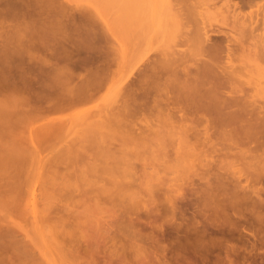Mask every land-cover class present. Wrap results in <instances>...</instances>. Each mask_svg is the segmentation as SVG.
<instances>
[{
  "label": "rangeland",
  "instance_id": "1",
  "mask_svg": "<svg viewBox=\"0 0 264 264\" xmlns=\"http://www.w3.org/2000/svg\"><path fill=\"white\" fill-rule=\"evenodd\" d=\"M64 1L66 3L65 8H63L62 10L59 9V11L55 10L56 12L53 11L54 12L52 14L53 22L48 28V34H47L46 39H49L50 43H57V44L58 42L63 43L64 41L63 45H66L65 40H68V42L71 41V43H68V44L71 45V44H74L75 42L76 44L74 45H77V43H79L82 40V38L84 39L86 38L88 42L85 39V42H87L85 46H84V42H82L83 44H80L81 43L80 42L78 45L79 46L82 45L83 47H88V46L90 47L89 44L90 43L93 44V49L95 50V53L97 55H98V52L102 48L103 51L105 50L106 54H104L103 51L102 53L100 51V55L102 54L101 56L107 55L108 54L107 52L110 50L109 53L113 55L111 56L110 59L113 60L115 58V64L112 62L113 71L110 76L111 80L108 83L107 87L103 88L96 95V97H94V99L89 101L88 103H85V104L82 103L79 105L77 104V106L74 105V107L72 106L70 108V106L67 107L65 104L62 105L63 103L60 106H57V105L61 103L60 99H62L63 95H66L67 91L65 92L64 89L65 90L68 89V92L70 91V93L71 91L73 92L76 91L77 88L76 89L74 88V90L72 88H71L72 90H70L69 87L67 88V86L76 87L74 84L75 82H77L75 80L76 75L73 78L74 80L67 79L68 82L64 81L66 84L63 82V79H62L63 77H66V76H63V77H61L62 75L59 76L61 77V79L58 78L59 80H57V82L61 81L60 83H62V84H59L61 85L59 86L60 89L57 87L58 86L57 85L56 88H54V91L52 90V92L47 91L46 89L36 88L34 86L29 87L30 84H29L28 78H31L33 76L30 77L31 75L30 73L29 75L27 74L28 78L24 76V73H23V71H25L24 67L27 66L25 65V63L28 64L29 61H26V60H29L30 58V57H27L28 59H26L25 57L28 54L36 56V57L37 56L41 57L45 55V52L43 50L39 51V49L37 48L36 50H33L28 47L23 48L25 47L23 46L20 48L21 49L20 51H17V53L10 55V56H13L14 59L6 56L9 59L7 60L6 58L7 61H5V59L2 58V56H0V59H2L0 60V264H217V263L218 264H229V263L230 264H264V229H263L264 225H262L264 224V221L262 223L261 222L262 220L261 221L256 220V217L258 215H261L259 214L261 213V210L259 213H258L259 211L258 209H256L257 211L255 210V213H258V215L254 214L253 213L254 210H252L253 211L252 213L256 215V217L253 215L255 218L253 216L252 218L248 216V215H252L250 210L252 207L251 205H254V204L252 202L250 203L247 202L250 199H247V201H245L246 199H244L243 202L240 201V199H236V201H234V199L231 198L232 196L230 195L231 194L230 191L232 192V186H230L231 185L230 183H226L227 182L226 180H225L226 184L223 182V179L225 178L221 179V181L224 184L221 181L220 182L223 185H227V186L228 184H230L229 186L231 188L229 189L231 190H228L229 191L228 192L227 191L228 187L224 186L225 188H227L226 189L227 192H224L223 189L225 188L221 184H220L221 186L219 185V187H223V188L222 189L220 188L221 189L220 192H219V188L217 190V185H218L217 183H220L217 180L219 179L217 178V175L220 172H222L223 174L225 172L227 173L229 170V167H230L229 172L231 173L234 169L235 171L237 169L240 170L239 168H241V166H244V165L245 166L241 169H243V171L245 172L247 168L246 169L244 168L247 166L246 164L243 163V161L241 162L239 160V162L241 163L239 162L236 163L233 161L231 162L232 165L234 164H236L235 166H237L238 164L240 165V167L238 166L236 167L237 168L236 169L234 168L235 166L230 165V161L232 159L234 160L235 157L230 156L228 158L227 154H226L227 157L226 156L224 157V155L220 154L219 152L218 154L222 155L224 158L223 159L222 156L220 155L218 156L215 154H213L215 156L210 155L213 152L207 148L208 151H210V154H209L207 149L204 148V153L206 151L209 157L210 156L212 157V158L210 157L211 160L212 159L214 160V158H216V160L214 161L212 160V163H211V160H208L210 158H207L208 155L203 157V155H206V154H201L203 153L202 151L203 149L202 150L199 149L200 145L198 143H196L195 148H193L194 146L192 147V149H195L196 151L197 150L196 147L198 145L197 147L198 150L196 152H190V150L192 151V149L189 150V147L184 145L185 142L184 143L181 142L184 140H181V138L180 139L177 138V136H180V134H177V123H175V120L177 119V113L174 114L176 115L175 116L176 118H174L173 117L174 115H173L171 119L169 118V115H165L161 117L160 114L158 116L154 114L149 115L150 113H147V112L145 115L138 114L132 117V119L135 120L136 122V127H138L141 124L144 126L145 125L147 126L148 124L145 123V121H148V123L152 125V127H147V129H149L148 131H150L151 129V132L146 131L145 133H148L147 135L143 133L144 135H146L145 138L147 139V140L145 139L146 141L145 140L143 141L145 142L143 143L144 145L141 144L142 142L141 140H140L141 142L138 140L140 139L138 137H142L143 135H140V136L136 135V133H132V131L131 133L135 135L133 138L137 137L138 139L137 138L136 139L138 142H136L135 139L134 141L133 139L130 140L132 141L130 142L128 140L129 137L126 136V138H128L127 142L133 143V144H129L126 142L128 144V145L126 144V146H124L123 144V142L125 143V140H126L123 137H125V134L126 135L129 134V131L128 133H125L123 131L125 134L120 133L122 131L120 132L117 131L118 132L117 133L113 131L112 129H110L109 127L107 128L106 126L104 127L102 126V128L100 126V129L95 126L96 128L94 127L93 132L97 130L96 131L97 133L94 132L93 135L91 134L92 133L91 128L93 126L91 127L89 126L91 124V122L89 121L91 120L93 122H96L97 119H100V117L104 116L102 115L105 112L104 110H107V108L109 107L110 109L114 108L117 104H119L120 99H118V97L120 98L122 87H124L130 80H132V78H134L137 75L136 74V72H138L137 69L141 66L142 63L145 64V62L151 61L152 59L159 57V56L164 57L165 54H166L165 56H167L168 53H170L171 57L177 56V49L180 50V49L186 48V45L184 44H177V39H178L176 38L177 33H180L179 31L181 30V29L177 30L179 29V26H180V23L177 21L178 20L177 17H179L177 16V10H176L178 9L177 7H179L177 6V0H170V1L168 0H152V1L149 0L148 1L147 0L146 4L143 1L142 3H144L145 6L148 5L146 9L147 11L150 10V12L148 11L149 14L147 15V13L145 14L141 13L139 14L138 17H136L137 15L135 16V14L138 13L137 12L138 10L137 11L132 10L133 14L131 13L132 16H130L129 21L127 20L128 24L126 22V19L124 18L121 21L119 20L120 12L116 11L117 7L112 8L110 5H108L109 2H105V0H103L105 4L103 3L102 0H64ZM148 2H151L152 4ZM136 4H137V1L134 0V2L132 3L133 7ZM149 4H151L152 6ZM173 5L174 6L176 5L177 7L175 6L176 8L173 9L174 8ZM136 6L139 7V9H142V7L140 8V6L138 5ZM142 10L144 11V9ZM147 11L145 10V12ZM142 15L144 16L146 15L147 17H142ZM140 16L142 17V19H139ZM221 20H223V17L221 15L213 13V14H209L208 16H206V19L204 22L209 27L213 28V27L218 26L221 23ZM130 21H131V24H130ZM138 21L142 24H140ZM202 22L203 21L200 19V17L197 14L194 16H191V19L188 24L189 31L190 30L192 31L193 29H195L197 25L199 24L201 25ZM144 24L148 29V31L147 29H145L146 33L144 32V30L141 31L143 29L142 26H144ZM139 25H141L142 29L139 27ZM145 26L144 28H146ZM127 27L128 29L129 28L130 29L128 30ZM138 27L141 29V30L140 29L138 30L143 32L144 33L143 35H145V36L142 35L143 38L145 37L147 40L145 39L144 41V39L141 38L143 41L139 39L138 42L141 41V43L137 44L135 42L138 39L137 37L139 36L137 35L138 32L135 33V31H137ZM82 32L85 34L87 33L86 37H85V34H83ZM148 32L150 34H148ZM80 33H82V35H80ZM68 34H70L72 37H68L70 36ZM131 38L133 39L131 40ZM171 41H172V44H171ZM142 42L143 43L146 42V43L142 44ZM94 45L101 47L100 50L98 47H97L98 49L94 48ZM68 47L70 46L68 45ZM61 50L64 52L67 51V50H64V47L61 48ZM24 51L27 54L24 53ZM22 52L24 53L23 58L26 59L24 60L25 62L22 61V57L19 58L20 55H23ZM46 55H49V54H46ZM10 59L13 62V64L11 61H9ZM8 62H10V64L13 65V68L17 66L16 69L15 68L13 69L11 67L13 69L11 70L13 71V73L9 70L12 76L14 74V77L12 76L10 77V73L8 74L9 72L8 69H10L9 66H11ZM15 62L20 63L18 64L19 66ZM248 62H251L249 63L250 65L249 64L246 65L245 67L246 69L244 68L243 71L245 74L246 72L245 70H247L246 76L248 80L250 79L249 83L252 84V81L253 80L256 81V79L258 78L260 79V80L259 79L257 80L258 83L259 81L260 82L262 81V85L260 87H259V84L261 83L259 84L257 82L253 83L255 86L253 84L251 85L248 83L249 84L248 86H250L248 87L249 90L253 89L251 87L255 88L254 91L252 90L254 93L256 89L258 90V88L262 87L261 90L264 89L263 88L264 78H263V75L261 74H259L261 76L258 77L257 76L258 74L256 75V73L260 72L258 67L251 65L252 61H248ZM259 63L264 64V61L262 63V60H261V62ZM20 66H22L23 68L21 69ZM250 66L254 67V70H251L252 73L250 72V69H253V68H250ZM18 68L21 70V72ZM16 70L17 72H19V74L20 73L22 74L19 75L16 72ZM82 71L81 70L78 71L79 73L81 72L80 75L83 73ZM253 71L254 72L256 71V72L254 73ZM83 74L81 76H83ZM10 78L12 80L13 79L15 80L12 81ZM26 78L28 79V82L26 81ZM23 79L25 80L24 81L25 83L29 84V86L27 85H26L27 87L21 86ZM71 80H73L74 82L72 81V83L69 84ZM15 81H18V82L20 81L21 83H17ZM12 82H15V83H12ZM18 84L20 86H18ZM11 85H14V87L16 86L17 87L13 88V86ZM23 85L25 86V84ZM68 92H67V95L69 94ZM58 100L60 101V103H58L59 102ZM9 101L10 102L14 101V105L11 104L13 102L9 104ZM55 103L57 105H55ZM86 115H88V118H86ZM163 117L165 118L162 121L161 119ZM84 118L88 119L89 125L87 122H85L87 120H85ZM81 119H84L85 120L84 123L86 124L83 123L81 124L82 126L79 125L78 123ZM102 119L104 118H101L100 121ZM80 122H83V120H81ZM93 122L92 124L94 125ZM84 125H88L90 127V130L88 126H84ZM83 127L85 128V130ZM63 129H66V130H63ZM88 130L91 132L89 133ZM85 131L86 133H84ZM99 131L101 135H103L102 137H100L101 135L99 136ZM123 134L124 136L122 137V139H124V141L122 142L121 136ZM86 136L87 138L91 136H94V137L89 138L88 140L89 142L84 141L86 142L85 143L86 147L84 144H83L84 147L82 145L78 146L79 143L81 144L84 138L85 140L87 139ZM98 137L101 138V140L105 139L104 141L105 143L100 140L104 144L107 143L108 145V143L111 142V145H112L111 147L112 148L114 147V149L111 150L112 152H110V155H113V151L114 153L119 152L118 156L121 158L120 155L122 153L120 151L117 152L116 150L118 149L116 148H121L120 150L123 152V154L125 153L124 151L127 150L126 153L130 154L129 157H126V158H129L127 161L129 163H127L126 159L124 160L123 158H121L120 162H117L119 161V160H116L117 158H119L117 157V154H115L116 157L114 155L112 156L113 158H111V156L109 157L108 153L110 150L107 149V145L103 146L104 150L108 151V153L106 154V152L101 148V145H104V144L100 142L98 146V144L96 143V142H99L95 140ZM90 139L91 140L94 139L96 142H93ZM90 142L91 144H93L92 145L93 149H91L92 147L90 148L91 146ZM193 142H194V139H193ZM95 143L97 144V148H96ZM80 147L83 148L82 150H85L86 152L82 151ZM185 147H188V148H185ZM99 148L102 149V152H105L104 155L106 154L107 155V156L105 155L106 157L102 153L97 154L99 152ZM108 148H110V144ZM122 148L124 149V151ZM72 149H74L76 153ZM97 149H98V152L96 153ZM78 150L80 151V153ZM236 150L237 148L235 149V151ZM187 151L190 153H188ZM213 151H215L214 148H213ZM183 152H186V153H183ZM187 153H188V156L185 155ZM195 153H196V156L194 157ZM81 155H84V156L82 157ZM93 156L95 157L93 158ZM130 156L131 157L133 156L134 158L130 159ZM181 156L183 157L182 159H181ZM97 157H102V158L99 159ZM104 157L105 158L109 157V158H107L106 160ZM188 157L193 158L194 162H192L193 161L192 159H190L191 160L190 161ZM204 158H206L211 163L210 165L213 166L212 169L210 167L211 171L209 170V167H207L208 166L206 162L207 160ZM108 159L110 161H108ZM112 159L116 161L114 162ZM122 159L126 162L127 166L131 165L134 167L135 165V167L137 168L136 170H134L135 167L133 168L130 166L132 169L130 167L128 168L135 171L137 175L142 173L143 176L146 175L145 177L147 178L146 179L143 177L145 179L144 181L145 183L142 182L143 184L138 185L137 183L135 184L134 182L135 185L133 186H135V188H138V189L133 188L134 193L132 194V196H134L135 194L133 199L131 198L132 196H130L131 193H127L129 192L128 191L129 189L131 192H133L132 191L133 186L131 187L130 185L128 186L127 184L128 181H127L125 182L126 185L123 184L125 186L122 185L123 188L121 187L122 181L124 183L126 179H124L123 177L119 175L122 174L125 170H123V172L122 170H120L122 173L114 170L116 167L115 164L120 165L119 163H122ZM226 159H231V160L226 161ZM92 160H94L95 162ZM129 160L130 161L132 160L133 162L131 161L130 163ZM188 160L190 161L189 163L186 162ZM217 160L221 161L222 163H218L219 161ZM83 161H88V163L86 162L87 165ZM97 161L99 162L102 161L101 164H107L105 163L106 161L108 163L110 162L111 164H113V167L115 166L114 169L113 167L111 169L110 167L111 165L109 166L108 164L111 171L109 168H106L108 166L102 165V167L103 166L105 167L104 169L106 170V173L109 170V174H110V172L114 170L113 173H111L110 175H108L107 173V176H105L106 173L103 172L105 170H103L102 168L103 171L101 172H103V174L105 173L104 177L101 175V173H100V177H97L99 175L96 173L98 171L97 169L101 167L99 166L98 168L95 169V167L98 166ZM204 162L205 164H202ZM90 163L91 164L96 163L97 166L93 165L94 168L92 166L91 169H88V166H90ZM187 163L188 164L192 163V165L190 164L191 166H189ZM122 164L119 166L120 167L119 169H121L122 167H125V163H124V166ZM224 164H225V167L221 168V165L223 166ZM227 164L228 166H226ZM215 165L217 166V168L215 167ZM231 166L233 167V169ZM75 167L76 168L79 167V170L78 168L76 169ZM206 167L208 168L209 173H212L211 175L208 174ZM128 168L127 170L130 171V169ZM225 168L228 170H224ZM47 169H49L50 171ZM92 169H95V170L92 171ZM138 170L140 171V173L136 172ZM216 171L217 172L219 171V173L217 174ZM46 172L48 174L49 172H51V175L49 174L50 177L48 176ZM114 172L115 174L120 173L118 174L120 179L117 178L116 179L117 182L114 181L116 183H113L111 186L114 188L115 185L118 186V183L121 182L120 185L117 187V191L120 190V187H121V189L123 190H120L119 192L124 191V193H127L126 198L122 197L123 195H126V194H124L123 192L121 193L114 192L115 188L113 189L112 187H111L113 189L112 192H114V194H111L113 197L109 196L110 195L109 192L111 189V188L109 189L110 187L109 183H112L113 181H112V177L108 178V176L109 177L113 176ZM214 172L215 174H213ZM73 173L75 176L73 175ZM86 174L88 175V177ZM92 174L95 176H93ZM125 174H128V172ZM68 175H69L68 177L69 179L67 178ZM46 176H48V178H46ZM53 176H55V179ZM126 176L128 177V175ZM72 177L74 178L72 179ZM89 177H91L93 181V182L91 181L92 185L91 183L87 184L88 179H90ZM49 178L50 179L52 178L53 181L55 180L54 181V183H56L55 186L52 185L54 183H52L53 182L52 179L50 180ZM96 178H99V179H96ZM121 178H123V180H121ZM75 179L76 180L78 179L79 182L76 181ZM107 179H110V180H107ZM130 179L131 178L129 177L128 180ZM45 180H47V182L51 181L50 182L51 184L47 183L48 185L50 184L49 185L50 187L46 185ZM66 180L68 181L66 182ZM208 180H210V183H213L214 181L216 183L210 184ZM75 181L77 182V184H75L76 183ZM263 182L264 181L256 182V184L254 183L252 184V185H255L254 187L259 190L256 189L253 194L251 192V196L253 195V197L250 196L249 198H255V197L264 198ZM171 183H176V185L179 184L177 186L181 185L180 187L181 188L183 187L182 190L180 188V191L182 192L181 193L182 196L181 194H179L180 191L177 193V186L175 187L173 186L175 184H171ZM204 183H207V184H204ZM99 184L101 185V187L99 186ZM57 185H58V188H57ZM62 185H64V187ZM103 185L104 187L106 186L108 187L109 189L108 192L105 191V189L103 188ZM78 186L80 187V189L82 188L81 189L82 191L79 189ZM139 186H141L140 190H139ZM214 186L216 187L215 189L213 188ZM128 187L129 189L127 190ZM173 187H174V190L172 189ZM42 188L45 189L46 192ZM102 188L104 189L105 194L106 193L109 194L108 196L107 194L105 195L104 193H102V190H101ZM211 188L213 189L211 190ZM251 188H248L250 190L247 189V191L249 192L252 191L253 187ZM88 189H89V192H88ZM108 189L106 188V190ZM207 189L209 190L207 191ZM135 191L136 192L138 191V192L136 193ZM168 191H169V194H168ZM201 191L203 192V194H201ZM256 191L262 192L261 193L262 195L259 196V194L257 193L258 196H256L257 195ZM48 192L50 194H47ZM164 192H166L167 194H165ZM173 192L174 193L176 192L175 193L176 196L174 197H173L174 195ZM249 192L248 194H250ZM87 193L91 196L90 197L89 195L87 196ZM116 193L120 195V196H117L118 198H115V196L117 195ZM227 193H230L229 196L226 195ZM137 194L138 196H136ZM139 194L141 195V197H139L140 196ZM166 195L167 196L169 195L168 196L169 198L166 197ZM214 195L217 197H214ZM227 196H228L227 200L230 198L229 202L225 200ZM110 197H112L114 200L111 199ZM128 197L130 198V200ZM202 197L205 198V200ZM122 198H124L123 200L125 202L122 200ZM141 198H142V201L140 200ZM172 198L173 199L175 198L174 200L175 202L174 201L172 202L173 200ZM218 198H220L221 200L220 202H218L219 201ZM85 199L86 201H84ZM134 199H136V202H135L136 204L133 203ZM206 199L209 201H207ZM222 199H224L225 201L224 200L222 201ZM138 200L140 201L141 205L139 204ZM177 200H180V201H177ZM83 201L88 202V205L86 203H83ZM91 201H93L92 205L90 204ZM213 201H214V204H213ZM142 202L143 204L144 202H146L149 205L145 203L146 205L145 206L142 204ZM236 202L237 203L239 202L238 205ZM102 203L104 206H102ZM202 203L203 205H206V203L210 205L209 207L208 205L203 206L201 205ZM233 203L234 205H232ZM245 203L247 205H245ZM216 205L218 206V208L216 207ZM89 206H91L92 208L91 207L89 208ZM221 206L223 209L220 208ZM177 207L181 208V210L177 209ZM206 207L208 209H206ZM215 207L217 208L216 209L217 211L215 210ZM227 207L229 208V210H227L228 209ZM182 209L184 210L182 211ZM195 210L197 213L194 212ZM219 210L221 213L219 212ZM186 211H187V214H186ZM218 212L219 214H217ZM207 213H208V216H207ZM262 213L264 212L262 211ZM245 215H247L251 219L249 218V220H247L246 219L247 216ZM190 216L192 219H189ZM210 217L215 219L217 222L221 218L220 221H222V223H225V224L228 221L227 219L234 218V223L238 222L240 224L239 225L240 227L235 224L234 226H237V227H234V226L233 227L236 229V231L234 228L232 229V226L230 224L233 225V222H232L233 220L232 221L230 220V222L232 223H229V224L227 223V224L230 225L229 227L231 229L228 227L227 224L226 225L224 224L225 228L223 227L222 224H219L220 226L222 225V230H220L218 228L219 225L218 227L217 226H214L215 228L213 227L214 221L211 222L212 219ZM239 218L240 220H238ZM252 219L254 221L253 223L251 222ZM202 221H205V222H202ZM257 221L259 223H256ZM177 222H179L180 224H177ZM201 222L204 223L203 226ZM210 222L212 223V225L209 224ZM217 222H215L214 225L218 224ZM182 223H184V225ZM196 224L197 225L200 224V227L197 226ZM249 224L253 225L252 226L253 229H251L252 227ZM256 224L261 225L262 229H261V226H258ZM242 225L244 227H242ZM198 229L200 230V233H201L200 234L198 232L199 235L198 233H196ZM245 229L247 230L249 229L248 230L249 232L246 231ZM258 229L260 230L258 231ZM251 230L253 233L256 234V236L255 234L251 232ZM253 230H256V231H253ZM215 233H217L218 235ZM217 236H220V238ZM230 242L232 244H230ZM234 244L236 245L238 244V245L234 246ZM258 246H262V247L259 248ZM228 248H231V249L228 250ZM245 248L248 250H246ZM228 257L230 258L228 259Z\"/></svg>",
  "mask_w": 264,
  "mask_h": 264
},
{
  "label": "bare ground",
  "instance_id": "2",
  "mask_svg": "<svg viewBox=\"0 0 264 264\" xmlns=\"http://www.w3.org/2000/svg\"><path fill=\"white\" fill-rule=\"evenodd\" d=\"M136 1H137L136 5L140 6V8L142 7V9H144V11L142 9H139V7H137L136 5L133 7L134 4L132 5V3L134 2V0H105V2H109L110 3V4L108 3V5H110L112 8H116V7L118 8V10L116 8V11L120 12L119 20L121 21L124 18V19H126L127 24H128L130 16H132V14H133V11H137L138 10L137 11L138 13L136 12L137 14H135V16L137 15L136 17H138L139 14H141V13L142 14L147 13V15H148L149 12H150V10H148L149 11L148 12L147 9H146V7H148V5L145 6L147 0H140L141 2L139 0H136ZM143 1L145 2V4L142 3ZM168 1H170V0H168ZM103 3H104V1H103ZM148 3H151V2H148ZM65 4L66 3H65L64 0H0V56H2V58L5 59V61H7L10 57L12 59H14L13 56H10V55L17 53V51H20L21 50L20 48L23 47V46H25L23 48L28 47V48L33 49V50H36V48L39 49V51L43 50L45 52V55L41 56L43 58H41L40 56L36 57V56L28 54L27 56L25 55L26 56L25 58L26 59H28L27 57H30V58H29V60H26L25 58H23L24 57V53H26L25 51H24V53L22 52L23 55H20V57L18 56L19 58L22 57V61H24V60L29 61L28 64L25 63V65H27L28 68H27V66L24 67V70H25V71H23L24 76H26L28 78V75L30 73L31 74L30 77L31 76L34 77V78L33 77L28 78L30 86H29V84L24 82L25 81L24 79L22 80V85L21 86H23V87H27V86L32 87V86H34L36 88L46 89L47 91H51L52 92V90L54 91V88H56L57 85H58L57 86L58 88H59V86H61V85H59V84H62V83H60L61 81L57 82V80L61 79V77H63V76L68 77V78H66V77L62 78L63 82H64V81H67V79H73L74 76L76 75L75 76L76 77L75 80L78 82V83L77 82L74 83L76 87L67 86V88L69 87L70 90H72V89L74 90V88L75 89L77 88L76 91H74V92L71 91V93H70V91L68 92V89L67 90L64 89V91L65 92L67 91L69 94L67 95V92H66V95H63L64 98L62 97V99H60L61 103L58 100L59 101L58 103H60V104L57 105L55 103V105H57V106H60L63 103L62 105L65 104L67 107L70 106V108H71L72 106L74 107V105L77 106V104L79 105V104H82V103L83 104L88 103L89 101L93 100L94 97H96V95L103 88L108 86V83L111 80L110 76H111V73L113 71L112 70L113 69V67H112L113 63L115 64V58L112 57L114 59L113 60L110 59L111 56H113L111 53H109L110 50L107 52L108 53L107 55L101 56L102 54L100 55V51L102 53L103 49L101 47H98V46L94 45V48L98 47L99 50L101 48V50L98 52V55H97L95 53V50L93 49V44H91L90 42H89L90 43L89 44L90 47L89 46L88 47H83L82 45L79 46L78 44L80 42H81L80 44H83L82 42H84V46H85V44L88 42L86 38L85 39H86L87 42H85V39L82 38V40L80 42L77 41V42H79V43H77V45H74V44H76L75 42H74V44H71V45L68 44V43H71V41L68 42V40H65L66 41L65 42L66 45H63L64 41H63V43L62 42L61 43L58 42V44H57V43H50V40L46 39L47 34H48V28L51 25V23L53 22L52 21L53 20L52 19V17H53L52 14L54 12H56L57 10L59 11V9L62 10L63 8H65L66 7ZM151 4H149V5H151ZM175 6H174V8L173 7L172 8L175 9L177 6H179V7H177L178 9H176L177 10V16H179V17H177V19H178L177 21L180 23L179 29H177V30L181 29L179 31L180 33H177V37H176V38H178L177 39V44H184V45H186V48L180 49V50L177 49V56H172L171 57L170 53H168L169 56L168 55L165 56L166 55L165 54L164 57L159 56V57H156V58L152 59L151 61L145 62V64L142 63L141 66H140L142 68L139 67L137 69L138 70V72H136L137 75L134 78H132V80H130L124 87H122V92L120 93V98L118 97V99H120L119 100V104H117L114 108H111V109H110L109 106H107L109 108L106 107L107 110H104L105 112L102 114V115H104L106 117H104V116L100 117V119L101 118H104V119H102L100 121V119L96 118L97 119L96 122H93V121L90 120L89 122H91V124L93 122L94 125L93 124L89 125L88 119H86V118H88V115H86V118H84V119L87 120V121H85L84 119H81V120H83V122H80L81 121L80 120L78 124L81 125L85 121V122L88 123V125L90 127L93 126L92 127L93 129L91 128V131H92L91 134L92 135L94 134V132L97 133L96 129H95L96 131L93 132L95 126L98 127L99 129H100V126H101V128H102V126L103 127L106 126L107 128L109 127L110 129H112L115 132L122 131L120 133H124V132L128 133V131H129V134H127V135L124 133L125 137H123L124 134L121 136L122 142L124 141V139H126L125 143L123 142L124 146H126V144L129 143V142H127L128 138H126V136L129 137V139H128L129 141L132 140V139L134 141V139H135V141L138 142L137 139L140 138L138 140L139 141L141 140L142 141V142L140 141L141 144L144 145L143 143H145V142H143V141L146 139L145 136L148 134V133H145V132L149 130V129H147V127H152V125H150L148 123V121H145V123L148 124L147 126L146 125L144 126V125L141 124L138 127H136V122H135V120L132 119V117H134L135 115H138V114L145 115L146 112H147V113H150L149 115L154 114V115L158 116L160 114L161 117L165 116V115H169V118L171 119V117L175 113H177V119H176L177 122L175 120V123H177V134H180V136H177V138H179V139L181 138V140H184V141H181V140L180 141L182 143L185 142L184 145L188 146L189 150L192 149L193 146H194L193 148H195L196 143H198L200 145L199 149H201V150L203 149L202 150L203 153H201V154H206V155H203V157L208 155L206 151L204 153V148H206V149L208 148L210 151L213 152V153L211 152L212 154H210V151H208V149H207V151L209 152L210 155L215 154V155L218 156V155L222 154L225 157L226 154H227L228 158L230 156L235 157V159H234L235 161L233 159L232 160L231 159H226V161L227 160H231L230 161V165H232L231 164L232 161L237 163V162H239V160L241 162L243 161V163L246 164L247 167H245L244 169L247 168V170L245 172L243 171V169H241L245 165L241 166V168H239L240 170H238L236 168L238 166L240 167L239 164L237 166H235L236 164L232 165V166H235L234 168L237 169L236 171L234 169L233 170L234 172L231 170L232 174L229 172L230 167H229V170L226 169L228 167H226L224 169V170H228V172H229V173L225 172L226 174L225 173L223 174L222 172L219 173V171L218 172L216 171L217 174L219 173L218 174L219 176L217 175V178H219V179H217L218 182H220L222 178H225V179H223V182L225 183V180H226L227 181L226 183H230L231 184V185L228 184V186L227 185H223L224 183L221 181L223 184L221 182L217 183L218 184L217 185V190L219 188V192H220V190L225 186V187H228V189L224 187L225 189H223V190H224V192H227L228 190H231L229 188H231L230 186H232V192L230 191L231 194L227 193L226 195L229 196V194H230L232 196V197L231 196L230 197L233 198L234 201H236V199H240V201L243 202L244 199H246L245 201H247V199H250L247 202H249V203L252 202L254 204V205H251L252 207L250 206L251 210L250 209L249 210L251 211V213L253 212L252 210H254L253 213L258 215V213L261 210V213H259V214H261L262 217H263L264 213H262V211L264 212V198H259V197L256 198L255 196H254L255 198H249V197L251 196V192L253 194L255 192V190L257 189V188L254 187L255 185H252V184L253 183L256 184V182L264 181V89L261 90L262 87L258 88V90L256 89L254 93H253V91L255 89L254 87H251V88H253L252 89L253 91L249 90L248 87H250V86H248V85L251 84V83H249L250 79L248 80V78L246 76L247 70H245L246 71L245 74H244L243 70L246 67V65L251 63V62H248V61H252L251 65H254V66L258 67V69L260 71L259 73H256V75L258 74L257 75L258 77L263 75V78H264V64L259 63V62H261V60H262V63L264 61V0H177V6L176 7ZM145 10L147 12H145ZM213 13L221 15L223 17V20H221V23L218 26L211 28L204 21L206 19V16H208L209 14H213ZM196 14L200 17V19L203 22H202L201 25L200 24L197 25L196 28L193 29L192 31L191 30L189 31L188 24H189V21L191 19V16H194ZM140 17H139V19H142V17H147V16L146 15L145 16L142 15V17L141 18ZM136 19H138V18H136ZM130 24H131V21H130ZM140 24H142V23H140ZM145 24H144V26H145ZM123 26H125V25H123ZM130 26H128V27H130ZM144 26H142V28H143L142 29L141 25H139V27L142 30L138 27L137 31H135V33L136 32H138V33L140 32L139 34L137 33V35L139 37L136 36L138 38L137 40L135 38L136 42L134 41L137 44L141 43V41H143L141 38H143V36H145V35H143L144 33L141 32L143 30H144V32L146 31L145 29H147V27L145 26L146 28H144ZM128 27H127V29H128ZM138 29H140L141 31L138 30ZM128 30H126V31H128ZM147 31H148V29H147ZM82 33H80V35H82ZM83 34H85V33H83ZM86 34H85V37H86ZM148 34H150V33L148 32ZM68 35H70V34H68ZM68 37H72V36L70 35ZM80 37H82V36H80ZM132 39L133 38H131V40ZM139 39L141 40L140 42H138ZM143 39L145 41L146 38L144 37ZM144 43H146V42H144ZM144 43L142 42V44H144ZM56 44H57V46H56ZM171 44H172V41H171ZM68 45L70 47H68ZM62 46L64 47V50H67V51H65V52L62 51L61 50V48H63ZM178 46H180V45H178ZM68 48L69 49L71 48V49L69 50ZM62 52H64V53H62ZM103 53L106 54L105 50L103 51ZM46 54H49V55H46ZM109 54H111V55H109ZM6 56H8L9 58H7ZM6 58H7V60H6ZM0 60H2V59H0ZM9 61H11V59ZM16 62H18V61H16ZM8 63L10 64V62H8ZM12 64H13V62H12ZM16 64L18 65L20 63H16ZM11 67L13 68V65L9 66L10 69H8V71L9 70L10 71L13 70L14 68L16 69L17 66L14 67L13 69ZM20 67H21V69L23 68L22 66H20ZM256 67H255V69H256ZM250 68H253V69H250V72H251V70H254V67L250 66ZM82 69H83V71H82ZM17 70H16V72H17ZM80 70L83 73L85 71L84 74L82 73L83 76H81L82 74L80 75L81 72L80 73L78 72ZM10 71L8 72V74L10 73V77H11L12 76L11 72L13 73V71H11V72ZM20 72H21V70H20ZM17 73L19 74V72H17ZM20 74H22V73H20ZM259 74H261V75H259ZM59 76H61V77H59ZM12 77H14V74H13ZM81 77H82V79H81ZM20 78H21V76H20ZM27 78H26V81L28 82ZM77 78L79 79V81H78ZM258 79H256V81L251 79V80H253L252 84L257 82ZM13 80H15V79H13ZM73 80H71V82L69 84H71ZM15 82L21 83L20 81L19 82L15 81ZM15 82H12V83H15ZM17 83H16V85H17ZM259 83H261V84H259ZM259 83L258 84H259V87H260L262 85V81L261 82L259 81ZM23 84H25V86ZM246 85H247V87H246ZM11 86H13V88L17 87V86L14 87V85H11ZM18 86H20V85L18 84ZM263 88H264V86H263ZM119 91H121V90H119ZM258 91H260V92H258ZM257 92H258V94H257ZM11 102H13V103H11ZM11 102L9 101V104L11 103L12 105H14V101H11ZM16 104H18V103H16ZM66 106H64V107H66ZM12 107H14V106H12ZM54 107H56V106H54ZM175 116L176 115H174L173 117L176 118ZM164 118L165 117H163L161 120L163 121ZM90 119H92V118H90ZM93 120H94V118H93ZM167 120H169V119H167ZM97 121H99V122H97ZM84 124H86V123H84ZM88 125H84V126H88ZM97 125H99V126H97ZM90 127H89V130H90ZM63 130H66V129H63ZM84 130H85V128H84ZM91 131H89V133ZM131 131H132V133H136V135H139V136L143 135V136L142 137H138V138L136 137L137 139L133 138L135 135H133L131 133ZM148 132H151V129ZM84 133H86V131ZM143 133L146 134V135H144ZM87 134H88V132H87ZM100 135H101V133L99 131V136ZM128 135H130V136H128ZM102 136L103 135H101L100 137H102ZM84 137H85V135H84ZM92 137H94V136H91L89 138H92ZM122 137L124 139H122ZM83 138H81V139H83ZM86 138H87V136H86ZM89 138H87L86 140L84 138V140L81 142V144L79 143V145L78 144L77 145L78 146L82 145L83 147L85 145V147H86L85 143L89 140ZM97 139H95V140L99 141V142H96L94 139L93 140L90 139V140L93 141V142H96L98 144V146H99V143L101 141H103V142L105 141V139L101 140V138H99V137ZM193 139H194V142H193ZM84 141H86V142H84ZM103 142H101V143H103ZM130 142H132V141H130ZM90 144H91V142H90ZM97 144H96V148H97ZM109 144H110V148H108ZM129 144H133V143H129ZM87 145H89V144H87ZM92 145L93 144H91L90 148L92 147ZM106 145H107V143L104 144V145H101V148L104 150L103 146H106ZM184 145H183V147H184ZM111 146H112L111 142H109L108 145H107V149L110 150L109 153H108L107 150L106 151L104 150L106 152V154L108 153L109 157L111 156V158H113L112 157L113 155L116 157L115 154H117V157H119L118 156L119 155L118 151H120L123 154V152L120 150L121 148H116V149H118V150H116L118 153H116V152L114 153V151H113V155H110V152H112L111 150L114 149V147L112 148ZM188 147H185V148H188ZM197 147H198V145H197ZM197 147H196V149L198 150ZM213 148H214L215 151H213ZM236 148H237V150L235 151ZM82 149L83 148H81V150ZM91 149H93V147ZM102 149L99 148V152H98V149H97L96 153L98 152L97 154L102 153L104 155L105 152H102ZM124 149H125V147H124ZM124 149H123V151H124ZM72 150L74 151V149H72ZM70 151H71V149H70ZM82 151L86 152L85 150H82ZM196 151H195V149H192V151L190 150V152H196ZM216 151H217V153H216ZM124 152L126 153L127 150L124 151ZM190 152H188V153H190ZM219 152H220V154H218ZM79 153H80V151H79ZM125 153L123 155L121 154L120 156L124 160L126 159V162H127L129 158H126V157H129L130 154H127V153L125 154ZM183 153H186V152H183ZM188 153L185 154V155L188 156ZM197 154H199V153H197ZM191 155H193V154H191ZM215 155H213V156H215ZM222 155H220V156H222ZM81 156L83 157L84 155H81ZM186 156H185V158H186ZM195 156H196V153H195L194 157ZM69 157H68V159H69ZM94 157L95 156H93V158ZM109 157H107V158H109ZM210 157L208 155L207 158H210ZM97 158L100 159L102 157H97ZM107 158H105V159L107 160ZM119 158H117V159L115 158L116 160H119L117 162H120L121 158L120 159ZM131 158H134V157L130 156V159ZM182 158L183 157L181 156V159ZM211 158L208 159V160H211ZM222 158H223V156H222ZM123 159H122V163L124 161ZM188 159L189 160L190 159L193 160V158H189V157H188ZM201 159H202V157H201ZM204 159H206V158H204ZM116 160H113V161L115 162ZM189 160L186 161V162L189 163L191 161V160L190 161ZM208 160L206 161L207 164H208L207 167H209V170L211 171L213 166L210 165V164L212 163L213 159L211 160V163ZM214 160H216V158H214ZM220 160H221V158H220ZM79 161H77V162H79ZM88 161H89V159H88ZM88 161H83V162L87 165ZM92 161H94V160H92ZM108 161H110V160L108 159ZM131 161H130V163H131ZM217 161H219V160H217ZM97 162L96 163H97L98 166L96 165V163L95 164H91L92 162L90 163V166H88V169H91V167L93 165L97 166V167H95V169L98 168L99 166H101V167H99L97 169L98 171L101 169L99 171V173H98V171L96 172L97 174H99L98 176L96 175L97 177H100V173L104 177V174L106 173V170L104 169L105 167L104 166L102 167V165L108 166V164H109V166L111 165L110 166L111 169L113 167V164H111L110 162L108 163L107 161L105 162L107 164H101L102 161H100V162L97 161ZM126 162L124 161L126 168L121 166L122 168L119 169L120 168L119 166L122 163H119L120 165L115 164V166H116V167L114 166L115 169L113 167V169L116 170L117 172L119 171L120 173H122L123 170H125V171L122 174L116 173L117 176H116V174L114 172V174H113V176L115 175L114 178H113V176H110V177L108 176V178L112 177V181H113V182L111 181L112 183H109V186H110L109 189L112 187L111 185L113 183L117 182V180H116L117 178L120 179L119 176H121L124 179H126L124 181V183H123V181H122V183L120 182L121 180H123V178H121V180L119 181L121 183V187H122L123 184L126 185L125 182H127V181H128L127 184H128V186L130 185V187L135 185L136 183L138 185L139 184H143L142 182L145 181L144 178H146L145 177L146 175L143 176L142 173L137 175V173H135V171L131 170L132 169L131 167H133V166H131L130 164H128V165H130L131 167L127 166ZM192 162H194V160ZM241 162H239V163H241ZM99 163H100V165H99ZM124 163L122 164L123 166H124ZM127 163H129V162H127ZM214 163H216V162H214ZM218 163H222V162L219 161ZM190 164L192 165V163H190ZM190 164H188V165L191 166ZM202 164H205V162L202 163ZM216 165H218V164H216ZM216 165H215V167L217 168ZM109 166L106 167V168L110 169ZM226 166H228V164ZM128 167H130L131 169L128 168ZM134 167H135V165H134ZM210 167H211V169H210ZM224 167H225V164L223 166L221 165V168H224ZM77 168L79 170V167H77ZM93 168H94V166H93ZM102 168L105 171H103ZM123 168H125V169H123ZM127 168L130 169V171L127 170ZM68 169H69V167H68ZM76 169H74V170H76ZM95 169H92V171L95 170ZM111 169H110V171H111ZM136 169L137 168L135 167L134 170H136ZM232 169H233V167H232ZM47 170H49V169H47ZM120 170H122V172ZM206 170L208 171V168ZM101 171H103L105 173L103 174V172H101ZM113 171L110 172V174L113 173ZM127 172H128V174H125ZM131 172H132L133 175L131 174ZM136 172L140 173L139 170L136 171ZM84 173H86V172H84ZM107 173H108V175H110L109 174V170H108ZM107 173H106L105 176H107ZM49 174L51 175V172H49ZM49 174H48V176H49ZM118 174H120V175L118 176ZM208 174L211 175L212 173H209V171H208ZM213 174H215V172ZM73 175H74V173H73ZM126 175H128V177ZM48 176H46V178H48ZM93 176H95V175H93ZM93 176H92V178H93ZM53 177L55 179V176H53ZM68 177H69V175L67 176V178ZM87 177H88V175H87ZM129 177L131 178L130 180H128ZM73 178L74 177H72V179ZM89 178L91 179V177H89ZM81 179H82V177H81ZM81 179H80V181H81ZM90 179H88V182L89 181L90 182L89 183L87 182V184L91 183L92 179L91 180ZM96 179H99V178H96ZM208 179H210V178H208ZM85 180H87V179H85ZM107 180H110V179H107ZM45 181H46L45 182L46 185H48L47 183L51 182V181L47 182V180H45ZM52 181H53V179H52ZM54 181L52 183H54ZM67 181L68 180H66V182ZM76 181L79 182L78 179ZM98 181H100V180H98ZM114 181H116V182H114ZM208 181L210 183V180H208ZM215 181L213 182L214 184L216 183ZM134 182H135V184H134ZM120 183H118V186L120 185ZM213 183H210V184H213ZM55 184L56 183H54L52 185L55 186ZM75 184H77V182ZM107 184H108V182H107ZM171 184H175V185H173L175 187L177 185H179V184L176 185V183H171ZM204 184H207V183H204ZM220 184L223 187H219ZM263 184H264V182H263ZM46 185H44V186H46ZM91 185H92V183H91ZM95 185H96V183H95ZM125 185H123V186H125ZM138 185H136V186H138ZM62 186L64 187V185H62ZM99 186L101 187L100 184H99ZM107 186L104 187V185H103V188L105 189L106 192L109 191ZM115 186H114V188H115L116 191L114 190V192H118V193L123 192L124 193V191L119 192L120 190H123V189H121V187H120V190L117 191V187L118 186L117 185H115ZM180 186H177V193L180 191V188H181ZM81 187H83V186H81ZM140 187L141 186H139V190H140ZM210 187H212V186H210ZM251 187H253V190L250 191V192L247 191V189L251 188ZM57 188H58V185H57ZM99 188H98V190H99ZM103 188L101 190H102V193L105 194ZM106 188L108 190H106ZM112 188L110 189V192L113 191L114 188L113 189ZM133 188L134 189H138V188H135V186H133L132 187V191L134 190ZM213 188L215 189L216 187L214 186ZM213 188H211V190ZM51 189H53V188H51ZM79 189H80V187H79ZM128 189H129V187L127 188V190ZM149 189H148V191H149ZM172 189L174 190V187ZM182 189H183V187L181 188V190ZM226 189H227V191H226ZM43 190H45V189H43ZM208 190L209 189H207V191ZM248 190H250V189H248ZM257 190H259V189H257ZM262 190H263V188H262ZM128 191L129 192H127V193H131V195L130 194H128V195L132 196L134 191L131 192L130 189ZM169 191H168V194H169ZM202 191H201V194H203ZM45 192H46V190H45ZM54 192H55V190H54ZM88 192H89V189H88ZM110 192H109L110 195L108 193H106L107 196L108 195L112 196L111 194H114V192H112V193H110ZM248 192L250 194H248ZM123 193H122V195H123ZM127 193H124L126 195H123L122 197L126 198ZM164 193L167 194L166 192H164ZM175 193H174L173 197L176 196ZM181 193L182 192L180 191L179 194H181ZM204 193H206V192H204ZM257 193L259 194V196L262 195L261 194L262 192H257L256 191V194ZM47 194H50V193L48 192ZM207 194H208V192H207ZM258 194L256 196H258ZM88 195L89 194L87 193V196ZM95 195H93V196H95ZM215 195H214V197H217ZM90 196L91 195H89V197ZM99 196H97V197H99ZM117 196H120V195L117 194L115 196V198H118ZM134 196H135V194H134ZM134 196H132L131 198L133 199ZM136 196H138V194ZM168 196L166 195V197H168ZM181 196H182V194H181ZM228 196L225 199L227 202H229V199H230L229 198L227 200ZM112 197H110V198L113 199ZM139 197H141V195ZM200 197H201V195H200ZM251 197H253V195ZM82 198H84V197H82ZM124 198H122V200ZM177 198H179V197H177ZM203 199L205 200V198H203ZM218 199H219L218 202H220L221 201L220 198H218ZM129 200H130V198H129ZM140 200L142 201V198ZM174 200H175V198L172 200V202ZM223 200L224 199H222V201ZM84 201H86V199ZM84 201H83V203H86L88 205V202H84ZM169 201H170V199H169ZM177 201H180V200H177ZM207 201H209V200H207ZM92 202L93 201H91V203L90 202L89 203L92 205ZM132 202H133V200H132ZM135 202H136V199H134L133 203L136 204ZM145 203L146 202H144V204H143V202H142L143 205H145ZM215 203H217V202H215ZM238 203H237V205H238ZM127 204H129V203H127ZM139 204H140V201H139ZM146 204H148V203H146ZM171 204H173V203H171ZM198 204H200V203H198ZM213 204H214V201H213ZM93 205H95V204H93ZM140 205H138V206H140ZM177 205H179V204H177ZM181 205H182V203H181ZM201 205H203V203ZM207 205L209 207L210 204L206 203V205H203V206H207ZM232 205H234V203ZM245 205H247V204L245 203ZM102 206H104L103 203H102ZM90 207L91 206H89V208ZM216 207L218 208L217 205H216ZM216 207H215V210L217 209ZM228 207H229V205H228ZM134 208H135V206H134ZM194 208H196V207H194ZM220 208H222V206ZM253 208H255V209H253ZM133 209H131V210H133ZM177 209L181 210V208H179V207H177ZM184 209H182V211ZM206 209H208V208L206 207ZM222 209H220V210H222ZM256 209L259 210L258 213H255ZM200 210H202V209H200ZM220 210H219V212H220ZM227 210H229V208ZM194 212H196V210ZM205 212H207V211H205ZM219 212L217 214H219ZM201 213H200V215H201ZM208 213H207V216H208ZM251 213H249V214H251ZM253 213H252V215H248V214L247 215L252 218V216L254 215ZM186 214H187V211H186ZM235 214H236V212H235ZM202 215H204V214H202ZM220 215H222V214H220ZM247 215H245V216H247ZM261 215H258L257 217H256V215H254V216L256 217V220H258V221L262 220L261 222L263 223V221H264L263 218L264 217L262 218ZM243 216H244V214H243ZM248 216H247V218L245 217L247 220H249V218H250ZM184 218H186V217H184ZM226 218H228V217H226ZM237 218H238V216H237ZM241 218H242V216H241ZM189 219H192L191 216L189 217ZM211 219H210L211 222L214 221L213 222L214 224H215V222H217L215 219H213V218H211ZM253 219L251 221L252 223L254 222ZM220 220H221V218H220ZM227 220H228L227 221L228 224L233 222V225L230 224L232 226V229L234 227H237V226H234L235 224L238 225V226L240 225L238 222L234 223V218L233 219H227ZM230 220L231 221L233 220V221L230 222ZM238 220H240V218ZM219 221L217 222L218 224H216V225L213 224V227L214 226L218 227L219 224H222L223 227L225 228V225L227 223L226 224L222 223V221H220V223H219ZM258 221L256 223H259ZM188 222H187V224H188ZM202 222H205V221H202ZM211 222L209 224L212 225ZM184 223H182V224L184 225ZM248 223H250V222H248ZM177 224H180V223L177 222ZM203 224L204 223H202V226H203ZM222 225L221 226L219 225V227H218L220 230H222ZM230 225H228V227ZM244 225H245V223H244ZM246 225H248V224H246ZM256 225H258V224H256ZM262 225H264V224H262ZM197 226L200 227V224H198ZM202 226H201V228H202ZM250 226L252 227L253 225H250ZM258 226H261V225H258ZM181 227H182V225H181ZM193 227H194V225H193ZM242 227H244V226L242 225ZM183 228H185V227H183ZM245 228H247V227H245ZM251 229H253V227ZM261 229H262V226H261ZM263 229H264V227H263ZM245 230L248 231L247 229H245ZM259 230L260 229H258V231ZM235 231H236V229H235ZM253 231H256V230H253ZM198 232L200 233L199 229H198V231L196 233H198ZM219 232H221V231H219ZM251 232H252V230H251ZM199 233H198V235H199ZM215 234H217V233H215ZM253 234H255V233H253ZM255 236H256V234H255ZM217 237L220 238V236H217ZM254 238H256V237H254ZM259 239H261V238H259ZM217 241H218V239H217ZM228 241H230V240H228ZM230 244H232V243L230 242ZM235 245L236 244H234V246ZM240 247H242V246H240ZM258 247L260 248L262 246H258ZM222 248H223V246H222ZM230 249L231 248H228V250H230ZM239 249H241V248H239ZM254 249H255V247H254ZM223 250H225V249H223ZM246 250H248V249H246ZM228 253H229V251H228ZM229 258L230 257H228V259ZM247 258H248V256H247ZM249 260H250V258H249Z\"/></svg>",
  "mask_w": 264,
  "mask_h": 264
}]
</instances>
